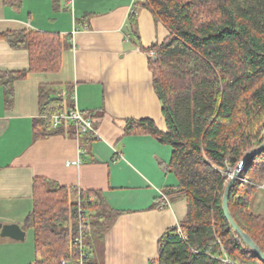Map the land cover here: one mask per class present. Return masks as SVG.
Masks as SVG:
<instances>
[{
    "label": "trees",
    "instance_id": "1",
    "mask_svg": "<svg viewBox=\"0 0 264 264\" xmlns=\"http://www.w3.org/2000/svg\"><path fill=\"white\" fill-rule=\"evenodd\" d=\"M19 8L22 0H1ZM148 10L168 31L161 44L139 45L136 15ZM129 35L148 56L152 87L161 105L166 132L150 120H129L123 134L148 135L171 148L170 162L160 165L177 179L172 194L186 201V220L158 240L157 264H264L225 220L222 198L233 172L246 153L263 142L264 0H143L133 4ZM128 37V36H127ZM0 39L27 50V71L0 74L7 104L12 85L28 72H56L61 62L58 36L3 33ZM39 119L34 138L53 134L51 116L64 112L61 98L39 90ZM45 117V118H44ZM264 185V150L246 160L231 188L228 209L235 224L264 254V215L249 206ZM74 195V199L69 198ZM94 198V199H93ZM84 213L78 219V211ZM117 212L107 210L98 192L35 179L33 209L23 228L32 229L34 264H95L90 252L103 241ZM79 238L80 244L76 241ZM86 257L80 262V251Z\"/></svg>",
    "mask_w": 264,
    "mask_h": 264
},
{
    "label": "crops",
    "instance_id": "2",
    "mask_svg": "<svg viewBox=\"0 0 264 264\" xmlns=\"http://www.w3.org/2000/svg\"><path fill=\"white\" fill-rule=\"evenodd\" d=\"M135 2L22 0L14 9L0 0V34H52L63 47L56 72H28L13 83L11 104L0 86V225L16 224L25 232L23 241L0 236V264L40 259L32 229L23 228L33 209L35 179L78 193L98 192L103 206L117 212L89 254L95 264H157L159 238L186 220L185 199L169 192L177 191V179L160 167L170 162L171 148L148 135L123 134L129 120H150L166 132L149 58L127 30ZM136 32L144 49L168 35L146 9L137 12ZM28 68L27 50L0 39V74ZM42 87L52 99H62L63 113L76 108L91 117L96 135L77 136L63 122L53 134L35 139ZM259 191L264 189L256 195Z\"/></svg>",
    "mask_w": 264,
    "mask_h": 264
},
{
    "label": "water",
    "instance_id": "3",
    "mask_svg": "<svg viewBox=\"0 0 264 264\" xmlns=\"http://www.w3.org/2000/svg\"><path fill=\"white\" fill-rule=\"evenodd\" d=\"M263 150H264V141L259 145L257 149H255L252 152L246 153L243 156V159L239 163L237 168L229 174L230 180L227 183V186H226L223 198H222V212H223L225 220L228 221L231 228L236 233H238V235L242 238L244 243L253 251V253L258 258V260L264 263V254L257 248V246L252 242V240L239 229V227L235 224L232 216L230 215L229 209H228V199H229L231 188L234 185V183L240 179V172H241L242 167L244 166V163L251 156L257 153H260ZM0 236L4 238H10L16 241H23L25 238V232H23V230L16 224L4 225V226L0 225Z\"/></svg>",
    "mask_w": 264,
    "mask_h": 264
},
{
    "label": "built area",
    "instance_id": "4",
    "mask_svg": "<svg viewBox=\"0 0 264 264\" xmlns=\"http://www.w3.org/2000/svg\"><path fill=\"white\" fill-rule=\"evenodd\" d=\"M138 1H143V0H138ZM148 56L151 59H153L154 52L153 51L149 52ZM50 120L52 122V127L54 129H58L60 124H62L63 122H67V123H71L74 126V130H75L77 136H82V135H86V134H89L90 136L96 135V130L93 127L91 117L85 116L76 108H72L71 110H69L66 113L51 116ZM261 137H262V140L264 141V128L261 131ZM76 164H77V162H71V165H76ZM228 176H229V174H228ZM261 188L264 189V185ZM83 217H84V213L81 209H79L78 219L82 220ZM177 234H179V236L181 238L184 237L183 233L179 227H177ZM76 241H78V243L80 244L79 238ZM85 257H86L85 252H83L81 250L80 251V262H82V260ZM61 264H67V263L61 262Z\"/></svg>",
    "mask_w": 264,
    "mask_h": 264
},
{
    "label": "rangeland",
    "instance_id": "5",
    "mask_svg": "<svg viewBox=\"0 0 264 264\" xmlns=\"http://www.w3.org/2000/svg\"><path fill=\"white\" fill-rule=\"evenodd\" d=\"M260 187H262V186H258V189H260ZM256 196H257L258 199L255 198V199H253L251 201L250 206H249V211L251 213H255V214H257V213H264V198H262L264 196V191H259L258 195H256ZM255 202H256V205L259 208H256Z\"/></svg>",
    "mask_w": 264,
    "mask_h": 264
}]
</instances>
